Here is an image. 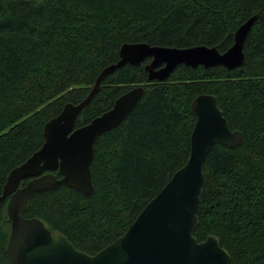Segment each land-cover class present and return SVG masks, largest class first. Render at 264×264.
I'll use <instances>...</instances> for the list:
<instances>
[{
  "label": "trees",
  "instance_id": "1",
  "mask_svg": "<svg viewBox=\"0 0 264 264\" xmlns=\"http://www.w3.org/2000/svg\"><path fill=\"white\" fill-rule=\"evenodd\" d=\"M253 15L242 66L181 64L159 82L147 79L143 63L125 64L105 77L76 126L133 86L143 85L145 93L118 127L96 140L93 193L63 185L38 192L22 215L96 253L185 163L195 122L191 101L212 93L242 140L207 153L193 234L198 241L215 234L230 264H264V0H0V194L9 171L42 145L45 122L86 96L102 68L117 61L122 43L204 44L223 52ZM7 200L0 203V264H12Z\"/></svg>",
  "mask_w": 264,
  "mask_h": 264
},
{
  "label": "water",
  "instance_id": "2",
  "mask_svg": "<svg viewBox=\"0 0 264 264\" xmlns=\"http://www.w3.org/2000/svg\"><path fill=\"white\" fill-rule=\"evenodd\" d=\"M256 15L246 19L233 33V43L220 52L204 44L171 47L147 42H124L118 59L99 72L86 96L77 103L66 102L60 112L45 122L42 145L13 167L3 185L0 203H6L10 233L6 252L12 264H230L229 252L215 234L198 241L194 228L204 182L203 165L215 144L236 146L242 140L232 130L212 93L191 101L195 122L190 134L189 154L135 217L128 228L94 254L76 248L58 229L48 228L37 217L22 215L28 200L38 192L60 186L84 196L93 193L90 165L94 144L104 133L118 127L143 97L145 87L136 85L118 95L110 108L76 126L82 110L99 92L102 80L125 64L140 66L149 81H166L175 68L222 66L233 69L245 61L244 41ZM146 59L149 61L145 62ZM145 62V63H144ZM56 171V174L54 173ZM26 180L24 184L21 181Z\"/></svg>",
  "mask_w": 264,
  "mask_h": 264
}]
</instances>
